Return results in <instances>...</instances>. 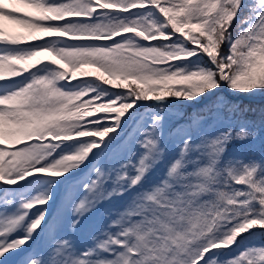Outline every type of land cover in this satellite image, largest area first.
Returning <instances> with one entry per match:
<instances>
[{"label": "snow or ice", "instance_id": "6c2138e0", "mask_svg": "<svg viewBox=\"0 0 264 264\" xmlns=\"http://www.w3.org/2000/svg\"><path fill=\"white\" fill-rule=\"evenodd\" d=\"M226 93L264 96V0H0V264H264Z\"/></svg>", "mask_w": 264, "mask_h": 264}, {"label": "trees", "instance_id": "16d2710c", "mask_svg": "<svg viewBox=\"0 0 264 264\" xmlns=\"http://www.w3.org/2000/svg\"><path fill=\"white\" fill-rule=\"evenodd\" d=\"M230 100H233L235 103H238L241 105V107L247 106L252 109L256 110V113L258 114L261 109H264V99L255 101L250 99H244V98H232L228 96ZM201 105H185V111L190 113L193 111V107H200ZM249 118H253L252 113H249ZM234 149L236 152L244 153V154H259L261 151H264V136H258L254 140L249 141H234L233 142Z\"/></svg>", "mask_w": 264, "mask_h": 264}, {"label": "rangeland", "instance_id": "374dc122", "mask_svg": "<svg viewBox=\"0 0 264 264\" xmlns=\"http://www.w3.org/2000/svg\"><path fill=\"white\" fill-rule=\"evenodd\" d=\"M245 97H248V98H256V97H263V96L257 95V96H254V97H249V96H245ZM233 147H234V144L230 145V149H232Z\"/></svg>", "mask_w": 264, "mask_h": 264}]
</instances>
